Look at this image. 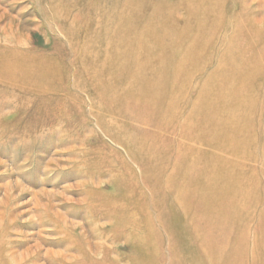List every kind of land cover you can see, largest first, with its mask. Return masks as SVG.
<instances>
[{
    "label": "rangeland",
    "instance_id": "obj_1",
    "mask_svg": "<svg viewBox=\"0 0 264 264\" xmlns=\"http://www.w3.org/2000/svg\"><path fill=\"white\" fill-rule=\"evenodd\" d=\"M0 264H264V0H0Z\"/></svg>",
    "mask_w": 264,
    "mask_h": 264
},
{
    "label": "bare ground",
    "instance_id": "obj_2",
    "mask_svg": "<svg viewBox=\"0 0 264 264\" xmlns=\"http://www.w3.org/2000/svg\"><path fill=\"white\" fill-rule=\"evenodd\" d=\"M258 20V19H257ZM261 23V22H260ZM102 77V74H100V72L99 73H96V74H94V76H92V77H94V78H96V79H101V77ZM105 76H106V74H105ZM113 76V75H112ZM133 86V85H132ZM126 88H130L128 85H126V87H125V89ZM130 91V90H129ZM116 93V92H115ZM152 94V93H151ZM223 94H225V93H223V92H219V95L221 96V95H223ZM109 95V94H108ZM154 95V94H153ZM133 97V95L132 94H128L127 95V97ZM126 97V98H127ZM134 97H135V95H134ZM148 97H150L151 98V96L149 95H146L144 98H146V99H148ZM123 98V97H122ZM121 101H123V100H121ZM113 106V105H112ZM120 106H121V104H120ZM114 108V107H113ZM151 112V111H150ZM130 116V115H129ZM131 117V116H130ZM220 118V117H219ZM229 120H231L234 124L236 123V122H238V119H235V118H231V119H229ZM231 121H230V123H231ZM164 122H166V121H164ZM240 122V121H239ZM238 122V123H239ZM148 123V122H147ZM167 126V125H166ZM188 125H185V127H184V129H183V131H182V133L183 134H181V135H184V137H191L190 136V134L188 133V131H187V127ZM235 126H237V125H235ZM174 127V126H173ZM183 128V127H182ZM235 128V127H234ZM192 130V129H191ZM194 131V130H193ZM193 131H192V136H193ZM175 132H176V130H175ZM178 132V131H177ZM127 133V132H126ZM195 134V133H194ZM176 137V136H175ZM142 139V138H141ZM136 140H138V139H136ZM142 142V141H141ZM207 143V142H206ZM202 144V143H201ZM130 150V149H129ZM187 152V151H186ZM185 152V153H186ZM182 154H184V153H182ZM181 154V155H182ZM192 155H194V154H196L194 151H193V153H191ZM193 167H194V165H192ZM192 168V167H191ZM195 168V167H194ZM167 170V169H166ZM187 170V169H186ZM173 178H174V175H168V176H166V180H165V183L167 184V185H169V183L173 180ZM166 186V185H165ZM198 186V185H197ZM201 186V185H200ZM198 189V188H197ZM190 190H195V189H191V188H188V187H183L180 191L181 192H183V193H188ZM191 194V193H190ZM153 225V224H152ZM149 227H150V225H148ZM152 227V226H151Z\"/></svg>",
    "mask_w": 264,
    "mask_h": 264
}]
</instances>
